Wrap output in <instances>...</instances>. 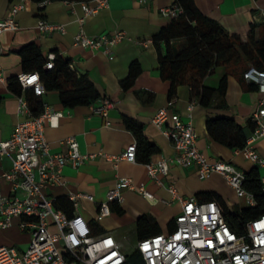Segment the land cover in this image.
Returning <instances> with one entry per match:
<instances>
[{
    "label": "crops",
    "instance_id": "obj_1",
    "mask_svg": "<svg viewBox=\"0 0 264 264\" xmlns=\"http://www.w3.org/2000/svg\"><path fill=\"white\" fill-rule=\"evenodd\" d=\"M169 1L107 0L105 5L85 13L82 4L93 8L97 5V0H0V18L8 15L14 4H22L15 14L17 27L0 33V65L5 77L4 81H0V140L8 139L14 125L32 115L25 93L14 94L7 87L6 79L9 76L26 72L22 70L17 50L26 43L34 42L46 55L56 50L68 57L70 67L84 73L94 84L100 98H109L112 105L106 115H98L91 112L90 104L64 106L58 90L44 89L40 95L44 110L62 112L59 117H45L44 120L43 131L49 152H65L68 148L65 140L72 136L78 142L80 152L94 153V157L84 160L76 167L65 164L61 172L62 182L46 185L43 190L53 200V204L55 197H68L69 192L92 194L94 200L80 197L76 210L85 218L93 234L110 232L126 254L128 253L123 248L124 238L133 233L137 242L135 226L136 219L141 214H145L157 225V233H168L174 227V217L181 211V198L195 196L206 199L204 192L209 191L214 192L213 198L225 211L234 212L247 205L245 198L239 197L235 189L217 172L200 178L195 165L182 166L171 162L168 173L159 174L161 183H158L147 174L144 162H131L123 158L113 161L108 157L120 155L135 139L126 126L127 119L140 124L143 135L157 145L158 151L149 160L155 161L173 155L175 149L171 140L152 122L157 109L172 98L170 110L178 113L182 120L192 122L197 135L196 145L209 161L222 159L242 170L249 167L247 163L250 160L242 153L214 141L208 135L205 120L207 116L229 115L243 126L247 137L251 134V115L257 107L258 99L264 97V93H260L257 87L250 86L253 82L246 81L242 76L251 65L242 73L222 65L216 66L204 78V84L215 88L225 71L228 73L227 83L224 94L214 96L210 106L200 104L185 83L177 84L174 94L169 98L170 81L160 75L158 63V53L164 50V43L157 45L153 42V35L170 20L169 14L163 11ZM194 2L201 12L217 20L229 33L239 34L243 40H246L250 24L260 23L264 19L261 14L264 11V0ZM40 18L62 24L64 31L54 29L41 32L37 27ZM80 29L89 36L110 35L116 30H123L125 37L107 52L103 47L92 49L76 44L74 36ZM258 35L257 26L256 36ZM132 62L138 65L139 71L131 85L123 88L121 80L128 75ZM18 96L26 100L30 114L18 111ZM220 98L224 100L226 107L215 106ZM192 101L193 105L189 109L188 105ZM252 145L260 155H264V136L254 139ZM13 154L11 148L0 153V174L11 168ZM251 165L254 163L251 162ZM117 176L130 177L135 184L143 183L153 196L147 198L134 189H123L122 201L111 202L110 213L100 216L98 203L105 198L106 191L113 187ZM171 183L174 188L172 191L169 189ZM0 190L5 195L10 194L11 183L1 178ZM117 208L121 211L118 212ZM25 218L12 217L9 226L0 228V245L13 246L17 251H23L27 247L31 238L30 230L22 229L19 225Z\"/></svg>",
    "mask_w": 264,
    "mask_h": 264
},
{
    "label": "built area",
    "instance_id": "obj_2",
    "mask_svg": "<svg viewBox=\"0 0 264 264\" xmlns=\"http://www.w3.org/2000/svg\"><path fill=\"white\" fill-rule=\"evenodd\" d=\"M106 2L97 0L93 8L84 3L82 7L85 13H90ZM21 7V3L14 4L9 14L0 18V33L17 27L15 14ZM163 11L179 14L182 9L176 0H170ZM261 14L264 15V11ZM37 27L41 32L54 29L64 31L62 24H54L43 18L37 21ZM124 37L123 30H116L110 35L89 36L80 29L74 36V42L92 49L103 47L109 52L111 46ZM54 57L55 53H49L43 68H51ZM17 77L23 88H31L36 95L43 93V83L37 71L21 72ZM243 77L255 83L258 91L264 93V70L251 65L244 71ZM4 79L0 65V81ZM193 102L188 105L189 109ZM172 104L173 99L170 98L166 105L159 107L152 122L171 140L175 153L145 162L147 174L161 183L159 174L168 173L169 163L195 165L200 178H206L211 172L221 174L239 197H244L248 205H253V195L243 186L245 171L222 159L209 161L196 145L197 135L192 122L182 120L178 113L171 111ZM111 105L109 98L102 97L90 104V110L94 114L106 115ZM17 107L18 111L30 114L22 96H18ZM60 115L61 111L51 109L37 116L30 115L14 125L8 139L0 140V153L7 148L14 151L11 168L0 174V179L11 183L10 194L5 195L0 190V228L9 226L12 217L23 216L26 218L19 225L22 229L29 228L31 234L29 244L23 251H17L10 245H0V264H126L127 254L115 237L110 232L93 234L85 218L76 210L78 199L85 197L94 200L92 194L69 192L73 212L67 214L56 208L43 190L46 185L62 182L61 172L65 164L76 167L94 157V153L80 152L78 142L72 136L65 140L68 146L65 152H49L43 131L44 120L45 117L51 119ZM251 120L254 123L252 132L244 146L236 147L235 152L242 153L262 170L260 184L264 191V155H260L252 145L254 139L264 136V97L258 99ZM108 157L113 161L120 158L136 161L135 139L120 155ZM126 188L134 189L143 197L153 196L143 183L135 184L130 177L117 176L113 187L98 203L100 216L110 213L111 202L122 201V191ZM169 189L174 190L172 183ZM181 205V211L174 217V227L168 233H156L137 240L136 248L144 264H264V213L249 218L243 229L237 232L227 223L222 208L214 199L200 200L189 196L181 198Z\"/></svg>",
    "mask_w": 264,
    "mask_h": 264
},
{
    "label": "trees",
    "instance_id": "obj_3",
    "mask_svg": "<svg viewBox=\"0 0 264 264\" xmlns=\"http://www.w3.org/2000/svg\"><path fill=\"white\" fill-rule=\"evenodd\" d=\"M176 1L182 12L175 14L170 11L169 22L161 26L153 35L155 44L164 43V50L158 53V63L160 75L170 81L169 98L174 94L177 84L185 83L200 104L210 106L214 96L224 94L227 83L228 73L225 71L215 88L204 84V78L216 66L222 65L241 73L248 65L264 70V19L260 23L252 22L246 40H243L239 34L229 33L217 20L201 12L194 0ZM257 26L259 27L258 36H256ZM17 52L21 58L22 70L37 71L44 89L58 90L60 101L64 106L88 105L101 97L92 81L84 73L71 68L70 59L56 50H54L53 66L49 69L43 68L47 55L36 43H26ZM138 71V65L132 62L128 75L121 80L123 88L131 85ZM6 81L12 93H25L33 116L43 112L44 106L40 95L34 94L31 88L22 89L17 75L9 76ZM250 86L257 87L254 83ZM215 106L226 107L227 105L220 98ZM126 126L131 130L136 141V161L144 163L149 161L150 156L158 151L157 145L143 135L141 126L137 122L127 119ZM205 128L214 141L230 149L244 146L247 139L243 126L229 115L207 116ZM253 128L254 123L252 130ZM244 171L243 186L253 195L254 204H247L237 212L222 209L227 223L237 232L243 229L245 221L249 218L264 213V191L260 184L261 170L256 165H251ZM204 194L206 199L200 198V200L217 201L213 198L214 192L207 191ZM54 206L61 208L67 214L72 213L73 207L66 195L55 197ZM117 210L121 211L119 208ZM157 232V225L145 214L137 217L135 226L137 240ZM126 264H144L137 248L126 255Z\"/></svg>",
    "mask_w": 264,
    "mask_h": 264
},
{
    "label": "rangeland",
    "instance_id": "obj_4",
    "mask_svg": "<svg viewBox=\"0 0 264 264\" xmlns=\"http://www.w3.org/2000/svg\"><path fill=\"white\" fill-rule=\"evenodd\" d=\"M235 166V165H234ZM247 166H251V162L248 161ZM239 211V209H236L235 212ZM136 245V239L133 233L128 234L125 238H124V242H123V248L127 253H130Z\"/></svg>",
    "mask_w": 264,
    "mask_h": 264
}]
</instances>
